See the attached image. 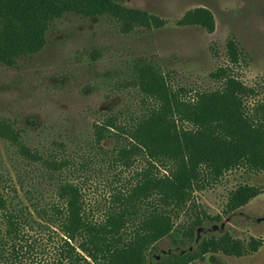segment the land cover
Wrapping results in <instances>:
<instances>
[{"label":"rangeland","instance_id":"1","mask_svg":"<svg viewBox=\"0 0 264 264\" xmlns=\"http://www.w3.org/2000/svg\"><path fill=\"white\" fill-rule=\"evenodd\" d=\"M112 1L153 15L163 24L128 29L109 16L65 14L51 22L38 53L19 59L13 67L0 63V120L10 123L19 134L18 143L39 158L30 159L16 144L0 139V187L15 189L32 212L23 189L44 207L56 201V188L66 181L85 188L89 207L101 209L99 213L104 210L95 201L107 203L121 168L113 163L115 139L104 138L97 144L98 126L109 117L126 123L148 105L149 100L133 85V70L140 64L153 66L173 89H184L186 96L218 89L222 81L214 75L225 69L253 90L249 108L264 105V0ZM197 8L212 14L213 32L178 25L185 13ZM229 41L237 48L236 64L228 57ZM143 165L139 162L135 167ZM130 174L125 172L122 180ZM241 185L255 186L260 194L228 212V196ZM200 212L206 219L192 241L179 243L180 229L150 250L146 264L195 251L203 239L225 234L246 249L252 240L260 246L242 256L208 254L191 264H264V172L238 169L226 173L194 193L176 224L186 228ZM33 217L39 220L36 213ZM47 236H43L44 245ZM40 245L36 244L37 250ZM44 258L46 253L39 254L36 261Z\"/></svg>","mask_w":264,"mask_h":264},{"label":"trees","instance_id":"2","mask_svg":"<svg viewBox=\"0 0 264 264\" xmlns=\"http://www.w3.org/2000/svg\"><path fill=\"white\" fill-rule=\"evenodd\" d=\"M65 14L109 16L128 29L163 24L153 15L112 0H0V63L13 67L19 59L38 53L51 22ZM178 25L199 26L210 33L215 27L212 14L203 8L185 13ZM227 51L230 63L236 64L232 41ZM133 74V85L149 100L148 105L126 123L109 117L98 126L97 144L104 138L115 139L113 163L121 168L107 203L95 201L104 210L99 213L101 209L89 207L85 188L75 182H60L56 201L44 207L33 202L34 194L22 186L33 212L15 189L1 186L0 260L4 264H146L150 250L180 229L179 243L193 240L206 215L196 213L186 228L176 222L187 212L195 192L233 170L264 172V105L249 108L253 90L228 70L214 75L222 81L218 89L191 96L182 88L173 89L151 65L140 64ZM18 136L10 123L0 120V139L37 159L35 152L18 143ZM139 162L144 165L136 169ZM125 172L131 174L122 180ZM259 194L255 186H238L230 192L226 209L235 211ZM36 244H41L38 250ZM259 246L252 240L246 249L227 234L211 236L195 251L170 254L153 264H191L216 253L242 256ZM44 253L47 258L36 261Z\"/></svg>","mask_w":264,"mask_h":264}]
</instances>
